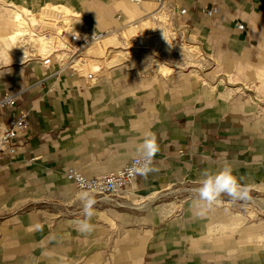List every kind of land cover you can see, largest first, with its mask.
Returning a JSON list of instances; mask_svg holds the SVG:
<instances>
[{"label":"crops","instance_id":"0c3cea01","mask_svg":"<svg viewBox=\"0 0 264 264\" xmlns=\"http://www.w3.org/2000/svg\"><path fill=\"white\" fill-rule=\"evenodd\" d=\"M170 1L190 42L197 39L221 74L248 92L264 88V0ZM128 2L0 0V34L15 32L6 9L33 13L65 6L99 30L127 24ZM10 56L0 43V96L17 95L0 123L23 111L28 125L16 139L15 155L0 160V264H264L263 221L250 222L219 200L201 217L196 199L152 208L163 192L199 184L203 170L216 172L225 163L250 189L264 190V113L256 103L223 83H189L188 73L143 74L145 53L136 72L117 66L105 73L108 80L89 86L75 75H53L55 68L45 70L37 61L21 65L12 56L15 61L7 62ZM146 133L156 136L152 166L159 172L138 176L124 197L127 204V197L141 199L143 205L131 203L139 207L151 204L149 210L99 202L94 231L79 233L80 192L65 171L74 168L86 177L116 172L136 157ZM135 225L147 226L137 233L130 229Z\"/></svg>","mask_w":264,"mask_h":264},{"label":"built area","instance_id":"2783aa9c","mask_svg":"<svg viewBox=\"0 0 264 264\" xmlns=\"http://www.w3.org/2000/svg\"><path fill=\"white\" fill-rule=\"evenodd\" d=\"M79 18V15L73 13L59 15L54 19H45L40 26H34L32 35L35 38H45L49 42V49L44 55L27 52L22 63L25 64L29 59H35L45 70L55 68L53 75L56 76L77 75L89 82L100 79L104 72L102 63L108 60L109 51L113 48L104 47L100 56L91 54L89 52L91 48H102L106 31H95L84 21L77 24ZM236 28L242 30L243 25L238 24ZM22 38L23 42L29 41L27 35ZM22 48H24L23 45ZM16 98V94L0 96V113L5 109L13 108ZM27 117L26 112L20 111L12 116L7 123H0V160L3 157L15 155L17 151L16 139L26 129ZM135 158L133 157L122 169L108 175L86 177L76 169L68 168L64 176L78 192L92 191L96 203H108L121 208L127 204L124 197L127 185L139 176L129 171Z\"/></svg>","mask_w":264,"mask_h":264},{"label":"rangeland","instance_id":"374dc122","mask_svg":"<svg viewBox=\"0 0 264 264\" xmlns=\"http://www.w3.org/2000/svg\"><path fill=\"white\" fill-rule=\"evenodd\" d=\"M128 1L129 0H127V2ZM170 2H171L170 0H167V3L165 5L166 10H164L165 19L168 22L167 27H166L167 34H169L167 35V37L164 38V41L175 44L176 50H173V52L175 53L171 55L170 53L165 54V52H162V50L152 51L146 45H141L139 49L132 51V53L130 54H127L128 52H131V51L129 49L130 47L127 45V42L125 41V42H122L120 45L123 48L122 53L126 55L125 59L127 61L123 62V60H120L116 62L118 64V68H132L134 69V71L132 72H136V70L140 68L139 64L141 63V60H139L138 56L141 55L142 53H145L148 56L146 63L150 62L151 64H157L160 62L166 67L168 66L169 68H171L172 74H175L176 72L182 74V73H190L193 71H197L200 74V76L204 79L205 84L215 86L217 84L223 83L225 85L224 88L231 89L233 92H237L238 94H242V95L244 94L248 101L256 103L258 110L264 113V88L261 90L260 88L252 87L251 91L248 92V89L250 88L247 85L240 83L237 79L233 78L228 73L221 74L220 72L221 70L217 66V61H215L212 58L207 60L208 56L204 54L201 46L197 43V39L193 38L192 41L190 42V39L187 36L189 35L187 34L188 33L187 29L184 28L183 26H180V23L177 20V13H178L177 7L173 6L174 9H172L170 7L171 5ZM129 4L136 8V6L133 3H129ZM153 5L154 7H157V3H154ZM41 9L34 10L33 13L39 12L43 16L44 13L42 12ZM14 10L21 11V12L27 11L26 9L19 8V7H15ZM64 10L70 13V10L66 9L65 7H64ZM139 10L141 12L139 16H147V17L152 16L156 12L155 11L154 13H148L151 11H145L142 8H139ZM6 12L9 16L14 13L12 11H6ZM133 19L134 17H131L128 23L132 22ZM81 22H83V17L80 15V18H79V21H77V24ZM12 25L14 24L13 23L11 24V27H10L11 31H13ZM98 27H99V30L106 31L107 27H110V26H106V27L98 26ZM175 28L184 29L185 33L184 32L177 33L175 32ZM146 33L147 31H142V32H139V35H143L142 38H144V34ZM173 33L175 34L172 35ZM140 42L144 44L145 42H147V39L146 38L140 39ZM1 43L4 46V48L5 46L8 48L9 52L8 51L7 52L10 53L11 48L9 47L11 46L9 45L8 47V40L4 39L3 41H1ZM21 44L24 46L27 52L36 53L34 49V43L32 41L30 40L28 42L22 41ZM183 48L190 50L189 57L187 55H183L182 53L181 55H179L180 51H182ZM22 61H24V59H22ZM152 61H155V62L152 63ZM27 63L28 62H26L25 64L21 63V65H26ZM125 65L126 67H124ZM155 68L156 67H151L143 71L142 73L143 74L154 73ZM105 71H106V68L104 67V72ZM198 186L199 184H191L187 186L179 185V186L172 187L170 188V190L162 193L164 194L163 197L160 196L161 197V198L159 197L160 199L158 198L152 203V208H155V207H158L164 204L165 205L173 204L175 206H178V205H181V203L191 200V199L197 200V196L194 192V189L197 188ZM127 195L128 194H126V196ZM250 195L252 199L249 201H245V202L244 201L243 202L232 201L227 195H222L219 198V201L221 202L219 206L220 207H232V209L235 212L243 214L250 222H253V223L259 222V221L264 222V203H263L264 202V190L261 188L250 189ZM127 198L129 199V202H130L127 204V206L130 205L129 207H132L131 203L140 204L142 202L141 199H136L135 197L134 198L127 197ZM141 205H143V203H141ZM148 205L150 206L151 204H148ZM140 211H144V210H140ZM120 212H124L126 214H129L131 216H136V217H143L145 215V212H133V211H120ZM135 226L130 227V229L137 232L139 228L140 233H141L142 231L144 232L143 229L147 225H139V226L135 225ZM109 256H110V253H109ZM128 262L129 261H126V260L124 261V263H128Z\"/></svg>","mask_w":264,"mask_h":264},{"label":"bare ground","instance_id":"6f19581e","mask_svg":"<svg viewBox=\"0 0 264 264\" xmlns=\"http://www.w3.org/2000/svg\"><path fill=\"white\" fill-rule=\"evenodd\" d=\"M131 1H132V3H138L139 2L138 4H135V6H137L136 8L132 7L131 16H130V17H134L132 22L124 24V25L117 27V28L107 29L106 30V36L104 37V39L102 41V44H103L102 48L99 49L98 47H93L89 50V52L91 54H93L95 56H100L102 53L101 50L104 47H112L113 48V49H111V51H109L110 56H109L108 60L104 61L102 63L103 67L106 68V71L103 72L102 78L104 77L106 80L109 79L110 74H109V76H107L108 74L105 75V73L108 72L110 69L117 67L118 64L116 62H118L120 60H123V62L127 61L125 59L126 55L122 53L123 48L120 45L122 42L126 41L127 45L130 47L129 49L131 52H128L127 54H130V53H132V51L139 49L141 45H146L152 51L162 50V52H165V54L170 53L171 55L173 53H175V52H173V50H176L175 44L168 43V42L164 41V38L167 37V35H169V34H167V29H166L168 22L165 19V13H164V10H166L165 5L167 3V0H136L135 2H134V0H131ZM140 3H141V5H140ZM154 3H157V7H154V5H153ZM64 7L65 6L55 7V6L46 5V7H43L41 9L42 12L44 13L43 16L41 14L39 15V14L31 13V12H18V11L14 12L12 14V20H13V23L15 26V32L12 35H11V33L0 34V43L4 39L8 40V47H9V45L11 46V47H9V48H11L10 54L17 61L22 62V59L25 56V54L27 53V51L24 48H22L21 42L23 39L22 37L27 35L28 40L32 41L35 44L34 45L35 52H37L39 54H43V55L46 54L48 49H49V42L45 38H43V39L35 38L32 35V29L34 26H40V24H42V22L45 19H54L59 15H68V14L72 13V12H70V13L66 12L64 10ZM65 8L69 9L68 7H65ZM139 8H142L145 11H151L148 13H154L155 11L156 12L152 16H149V17L139 16L141 13ZM6 11H9V10L6 9ZM73 14H75V13H73ZM10 27H11V24H10ZM95 31H99V30H95ZM142 31H147V33L144 34V38L147 39V42H145L144 44L142 42H140V39H144V38H142L143 35H139V32H142ZM11 32H13V31H11ZM175 32L182 33V32H184V29H176L175 28ZM174 34L175 33H173L172 35H174ZM5 50H6V52L7 51L9 52V50L6 46H5ZM189 51L190 50L183 48V50L180 51L179 55H181V53H182L183 55H187L189 57L190 56ZM12 56H10V59L7 60V62L15 61V59H13ZM129 58H131V57H129ZM34 61L39 62L38 60H35V59H29L28 62H34ZM153 62H155V61H152V63ZM150 64H151L150 62L146 63L144 66V69L147 70L151 67H156L154 70L155 74L160 76L161 78H166V77H169L170 75H172V69L169 68L168 66L166 67L165 65L161 64L160 62L157 64H151V65ZM75 76H77V75H75ZM184 77H186L185 79L188 80L189 83L200 84V85L204 84V81L202 80V78L195 71L190 72L188 74H185ZM98 80L97 81H90V82L85 81V80L84 81H85L86 85H88V84L89 85H95L98 82ZM132 181H134V180H131L129 182V184L127 185V187H129V185L131 184ZM125 191H126V189H125ZM131 206L134 208H137L139 210H144V211L149 210V207H150L147 203L145 206H142V207L136 206L134 204H132Z\"/></svg>","mask_w":264,"mask_h":264},{"label":"clouds","instance_id":"9594fccd","mask_svg":"<svg viewBox=\"0 0 264 264\" xmlns=\"http://www.w3.org/2000/svg\"><path fill=\"white\" fill-rule=\"evenodd\" d=\"M79 38V36H76ZM159 152V145L154 133H146L142 142L136 150V158L133 166L129 169L133 174L147 178L151 173L159 172V169L153 167V160ZM243 177L234 175L233 168L230 164L225 163L218 171L213 172L205 169L200 174L199 186L194 189L197 196L195 201L196 212L198 217L204 216L208 210L219 200L222 195H227L232 201H249L250 186L242 183ZM86 187V186H85ZM82 204L84 219L76 221L77 231L83 235H89L94 231V225L91 223L96 200L92 191L85 190L79 195ZM42 225H36L37 230H42Z\"/></svg>","mask_w":264,"mask_h":264}]
</instances>
